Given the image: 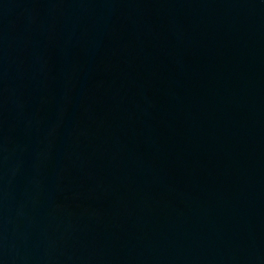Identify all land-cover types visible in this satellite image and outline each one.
<instances>
[{
  "label": "water",
  "instance_id": "obj_1",
  "mask_svg": "<svg viewBox=\"0 0 264 264\" xmlns=\"http://www.w3.org/2000/svg\"><path fill=\"white\" fill-rule=\"evenodd\" d=\"M0 264H264V0H0Z\"/></svg>",
  "mask_w": 264,
  "mask_h": 264
}]
</instances>
